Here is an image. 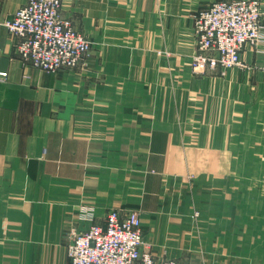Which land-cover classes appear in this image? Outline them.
Instances as JSON below:
<instances>
[{
    "label": "crops",
    "instance_id": "0c3cea01",
    "mask_svg": "<svg viewBox=\"0 0 264 264\" xmlns=\"http://www.w3.org/2000/svg\"><path fill=\"white\" fill-rule=\"evenodd\" d=\"M215 1L62 0L76 30L94 42L113 37L122 49L56 73L23 62L0 25V72L8 75L0 81V264H68L65 231L89 228L84 207L101 225L113 209H139L156 255L191 252L180 188L191 163L222 170L240 132L249 141L248 126H264V53L247 46L241 55L245 64L261 58L262 69L192 73V16ZM27 2L0 0V20ZM213 247L205 242V257Z\"/></svg>",
    "mask_w": 264,
    "mask_h": 264
},
{
    "label": "built area",
    "instance_id": "2783aa9c",
    "mask_svg": "<svg viewBox=\"0 0 264 264\" xmlns=\"http://www.w3.org/2000/svg\"><path fill=\"white\" fill-rule=\"evenodd\" d=\"M18 39L23 62L49 73L75 70L86 65L92 43L64 17L62 0H28L2 23ZM194 74L246 69L241 55L246 46L264 50V9L259 0L214 2L193 16ZM8 77L0 73V81ZM88 229H70L65 235L68 264H179L156 257L143 235L141 211L111 210L105 224H96L93 209H81Z\"/></svg>",
    "mask_w": 264,
    "mask_h": 264
},
{
    "label": "rangeland",
    "instance_id": "374dc122",
    "mask_svg": "<svg viewBox=\"0 0 264 264\" xmlns=\"http://www.w3.org/2000/svg\"><path fill=\"white\" fill-rule=\"evenodd\" d=\"M218 1L233 2L228 0H216L215 2ZM259 1L262 4V1ZM6 21L8 20H0V25L3 26L2 23ZM15 38L17 39V37ZM104 40L102 38H97V42L90 40L92 48L85 58L86 65L81 68L88 69L89 57L93 53L122 49V45L113 37ZM253 49L258 55L264 53V50L261 51V47L255 46ZM259 59L260 64H245L243 62L247 66L244 70L262 69V61L261 58ZM232 69H229L224 76L220 75V77L225 78ZM213 73L216 72H207L198 76L208 77L214 75ZM194 75L197 76V74ZM195 103H197L196 100ZM189 114L192 115L190 116L192 118L193 112H189ZM244 116L257 118L256 114H247V112ZM198 126V124L193 125L195 129H198ZM241 127L240 125V130ZM248 128L250 129V132L247 130L250 137L249 141H247L246 135L240 132L239 142L237 147H234L233 154L223 155L222 170L207 173L200 171L196 160V164L191 163L192 169L184 177L185 183L180 184L182 193H184L182 198H184L185 211L190 212V219L186 225L191 228L192 235L188 241L191 252H186L179 259H173L179 264H191L190 255H193L192 264L200 263L199 259L213 261L212 264L216 262L240 264L242 260L246 259L253 260V264H264V126L250 124ZM191 144L198 149L200 141L197 139L192 140ZM235 150H237V154H234ZM237 214L238 218H234ZM205 229L210 230L209 235L204 234ZM69 230L65 231V235ZM205 242L208 245H219L217 251L214 247L208 248L211 251L208 252L206 257L204 256ZM146 243L149 244L152 253L156 257H160L156 255L154 245L148 240H146ZM247 246L249 247L248 251L246 250ZM188 256H190V259H187ZM161 258H168V255L164 252Z\"/></svg>",
    "mask_w": 264,
    "mask_h": 264
}]
</instances>
